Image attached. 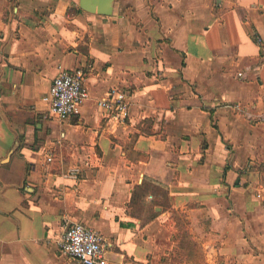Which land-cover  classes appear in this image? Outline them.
Returning <instances> with one entry per match:
<instances>
[{"label": "crops", "instance_id": "1", "mask_svg": "<svg viewBox=\"0 0 264 264\" xmlns=\"http://www.w3.org/2000/svg\"><path fill=\"white\" fill-rule=\"evenodd\" d=\"M0 53V264H77L76 223L110 264H165L173 210L206 264H264V0H117L111 17L0 0ZM61 69L89 92L64 122L45 101ZM113 88L124 121L98 105ZM144 181L171 203L151 220Z\"/></svg>", "mask_w": 264, "mask_h": 264}, {"label": "built area", "instance_id": "2", "mask_svg": "<svg viewBox=\"0 0 264 264\" xmlns=\"http://www.w3.org/2000/svg\"><path fill=\"white\" fill-rule=\"evenodd\" d=\"M88 98L83 70L68 72L61 69L45 101L49 104L51 116L64 122L77 114ZM129 104L128 94L113 88L108 92V98L101 100L98 105L112 118L124 121L128 116ZM61 251L77 264H110L105 255L102 236L84 224L76 223L66 230Z\"/></svg>", "mask_w": 264, "mask_h": 264}, {"label": "trees", "instance_id": "3", "mask_svg": "<svg viewBox=\"0 0 264 264\" xmlns=\"http://www.w3.org/2000/svg\"><path fill=\"white\" fill-rule=\"evenodd\" d=\"M149 195H152L155 200L149 205L151 216L148 220H151L157 216V213L154 211L155 206L162 207L163 210L171 209L168 191L163 187L148 181H144L140 186L135 188L132 200L137 199V201H139L140 204L143 203V207H145L144 199H146V197ZM172 217L176 223V229L178 233V246L176 252H178L179 255L186 257V264H206L203 257L202 248L192 239V236L186 227L188 222H186L187 219L185 218V215L179 211L173 210ZM178 254H176L178 257L175 256V260L180 258ZM182 261H184V259L180 258L179 262L182 263ZM163 263L168 264V261L163 260Z\"/></svg>", "mask_w": 264, "mask_h": 264}, {"label": "water", "instance_id": "4", "mask_svg": "<svg viewBox=\"0 0 264 264\" xmlns=\"http://www.w3.org/2000/svg\"><path fill=\"white\" fill-rule=\"evenodd\" d=\"M117 0H79V8L84 12L100 15L103 17H111L114 13V7ZM3 57L0 53V64ZM1 71V70H0ZM18 143L11 150V154L17 149Z\"/></svg>", "mask_w": 264, "mask_h": 264}, {"label": "rangeland", "instance_id": "5", "mask_svg": "<svg viewBox=\"0 0 264 264\" xmlns=\"http://www.w3.org/2000/svg\"><path fill=\"white\" fill-rule=\"evenodd\" d=\"M186 222H188V221H186ZM187 227V226H186ZM176 254H178V252H176ZM179 255V254H178ZM176 256V255H175ZM175 256H171L170 258H169V260L170 261H168V264H186V262H184V261H182V263H180L179 261H180V258H182L183 256L182 255H179L180 256V258H177L176 260H175ZM176 257H178V256H176ZM170 262V263H169ZM187 264H189V263H187ZM200 264V263H199ZM202 264V263H201Z\"/></svg>", "mask_w": 264, "mask_h": 264}]
</instances>
